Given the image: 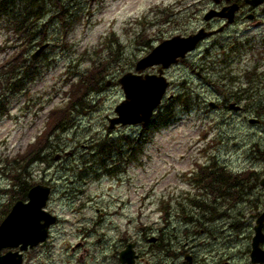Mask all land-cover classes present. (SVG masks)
I'll return each instance as SVG.
<instances>
[{
	"label": "rangeland",
	"instance_id": "obj_1",
	"mask_svg": "<svg viewBox=\"0 0 264 264\" xmlns=\"http://www.w3.org/2000/svg\"><path fill=\"white\" fill-rule=\"evenodd\" d=\"M214 4L60 0L57 6L47 0L41 15L26 22L38 36L21 47L20 38L0 20L1 218L18 191L9 175L22 179L12 157L44 131L49 110L65 104L71 82L92 65L102 66L99 90L88 91L70 124L53 133L44 161L27 167L29 184L51 187L45 209L57 220L46 242L24 253L22 264H122L118 253L128 243L139 255L137 264H181L183 256L177 261L175 256L191 246L196 264H249L246 256L236 255L235 234L225 228L232 220L222 215L237 221L239 205L231 208L219 194L207 195L193 177L197 165L222 166L234 175L250 166L257 179L264 174V44L253 26L243 31L249 24L245 18L240 16L224 33L205 39L164 71L169 86L160 111L169 105L174 118L148 133L134 150L135 161L111 154L105 162L112 171L105 173L101 159L91 155L96 144L125 142L126 136L135 141L142 132L143 125L108 128L106 116H114L124 98L118 79L134 72L137 60L162 40L201 27ZM45 42L48 47L31 60ZM16 50L25 59L22 75L26 70L33 75L22 89V76L15 74L20 68L16 65L14 72L5 61ZM10 74L12 84L5 85ZM224 89L240 91L244 110L208 106L209 101L219 104ZM249 117L260 122L251 124ZM214 215L216 221L209 222Z\"/></svg>",
	"mask_w": 264,
	"mask_h": 264
},
{
	"label": "water",
	"instance_id": "obj_2",
	"mask_svg": "<svg viewBox=\"0 0 264 264\" xmlns=\"http://www.w3.org/2000/svg\"><path fill=\"white\" fill-rule=\"evenodd\" d=\"M236 9L237 5L232 4L220 11H209L204 15V19L208 20L213 16H218L226 18L231 23ZM216 31H206L201 28L187 36L175 35L163 40L149 53L138 59L134 66V72L128 71L118 79L124 99L115 106L116 115L106 117L109 129L115 128L116 125L126 126L147 122L154 109L160 104L168 87V81L163 74L164 69L176 63L179 58L185 57L188 52L195 49L200 40L213 35ZM47 46L48 43L40 45L32 53L31 59H37ZM156 65H159L157 73H142L145 69ZM209 105L212 108L216 107L213 102H209ZM228 107L239 109L235 103H230ZM256 121V119L249 120L250 123ZM57 158L58 155L55 159ZM261 184L264 186V178L261 179ZM50 192L49 186L36 184L29 188L26 201L16 200L13 203L7 215L0 222V252L3 248L15 250H8L4 254L0 253V264H22L24 251L39 243H45L50 225L56 222V216L44 209ZM39 200L43 202L40 203L37 210L36 203ZM152 241L154 240L152 239ZM135 257L132 243H128L119 252V260L124 264H134ZM258 260L259 258H255L254 245L252 261Z\"/></svg>",
	"mask_w": 264,
	"mask_h": 264
},
{
	"label": "trees",
	"instance_id": "obj_3",
	"mask_svg": "<svg viewBox=\"0 0 264 264\" xmlns=\"http://www.w3.org/2000/svg\"><path fill=\"white\" fill-rule=\"evenodd\" d=\"M16 1L17 0H0V20L3 22V24L6 23V25L9 27L8 30H11L13 35L17 36V38H20L19 41L21 47L25 43H27L28 39L30 40V38L33 39V37L38 36L36 27H34V29L30 31L26 22L28 21L29 17L32 18L34 16L41 15L40 10L42 9L44 3H46L47 0H20L18 2ZM51 2L57 6L60 5V0H51ZM24 60L25 59L23 57V53L20 50L14 51L13 54L7 60H5L6 63H11V68H14L16 65H18L17 67L20 68L17 71V67L14 68V72L16 71L15 74H18L20 72L18 75L21 74L20 77L22 76V80L19 79L20 89L23 88L21 86H24L26 83L33 80V75L32 73H29L28 70L25 71V76L22 75V65H24L25 63ZM101 68L102 66L94 64L79 77L78 81L71 82L69 90L66 91L68 99L65 104L56 106L49 110L46 118L47 123L45 125L44 131L39 134L32 143L27 145V147L23 151L19 152L17 155L12 157V160L18 165L17 171L22 176V179H19L17 178V174L15 176L13 174L9 175L12 179H14L13 186H17L18 188V191H13L14 193H16V196L13 199H26L27 191L30 186L33 185L29 184L27 179L28 165L32 162L44 161V151L51 146L50 137L53 135V133L62 131L66 127L67 123H69L72 119L71 114L73 110H75L78 105H82V103L85 101V97L88 91L90 92L99 90L98 84L102 72ZM14 72L12 74H14ZM11 77L12 75L10 74L6 78L5 85L12 84V82L10 83ZM12 87L13 89L15 88L13 85ZM223 92L232 91L224 89ZM178 98L179 95L177 96V99ZM263 109L264 105L261 106V110ZM172 118H174L172 108L169 107V105H165L163 111L158 110L155 114H153L152 118L147 123L143 124V129L138 139L132 141L129 137L126 136L124 137L125 142L121 140H112V144L110 143V145L106 144L108 142L103 141L95 145V150L91 154L92 158L96 155L98 159H101L100 167H105L103 169L104 172L109 173L110 171H112V167L108 168L107 163L105 161L111 156V154L115 155L117 159H119V157L122 158V160L127 163L135 161L137 158L134 155V150L139 149L141 142H145L146 139H148V133H150L157 127L168 125ZM211 166L214 165L211 164ZM114 168L118 167L114 166ZM197 169L198 170L196 175L193 176L194 180L197 181L202 187L206 186L211 191L214 190L215 193L220 188L218 183H222L224 180H235L237 176L232 173L226 172L222 166H220L218 170H213L214 168H210L209 166H198ZM193 203L198 205V201ZM7 208L8 209L3 212V216L9 210V207ZM2 218L0 217V220Z\"/></svg>",
	"mask_w": 264,
	"mask_h": 264
},
{
	"label": "flooded vegetation",
	"instance_id": "obj_4",
	"mask_svg": "<svg viewBox=\"0 0 264 264\" xmlns=\"http://www.w3.org/2000/svg\"><path fill=\"white\" fill-rule=\"evenodd\" d=\"M214 6L209 8L211 11H219L224 7L231 4H237V9L234 14V21L227 23L225 19L219 17H212L208 21H204L201 27L207 30L216 28H223L222 31L211 36L224 33L229 27L235 24L238 18L241 16L248 21V25L243 28V31L247 30L250 26L256 29V38L261 39L264 44V0H213ZM251 15L252 18L248 16ZM260 37V38H259ZM253 97V96H251ZM217 105L218 109H224L229 102H235L241 106L240 111L244 110V101L246 100L239 93L234 94L232 92H225ZM239 112V111H238ZM258 119V118H257ZM259 120V119H258ZM260 120L258 121V123ZM257 123V124H258ZM263 154L258 152V157L262 158ZM236 176L237 179L228 181L224 180L222 183H218L220 196L224 197L227 205L231 203L232 207L238 206V220L234 221L230 214L223 212V219L230 218L231 222H226V230L231 229L235 234L236 245L235 248L238 251L236 255H243L247 257L249 264H264V186L261 184V178L264 174L257 179L256 170L254 167H248L239 172ZM225 214V215H224ZM216 219L210 220L214 222ZM255 245V258L259 260L252 262V251ZM194 246L184 250L175 256V260L182 255L183 261L181 264H196L198 262L197 256L193 251ZM137 254V252H136ZM139 255L137 254V257ZM228 259V255L226 254ZM135 261V264H137ZM225 264L228 263L226 260ZM180 264V263H179ZM217 264H221L220 261Z\"/></svg>",
	"mask_w": 264,
	"mask_h": 264
},
{
	"label": "snow or ice",
	"instance_id": "obj_5",
	"mask_svg": "<svg viewBox=\"0 0 264 264\" xmlns=\"http://www.w3.org/2000/svg\"><path fill=\"white\" fill-rule=\"evenodd\" d=\"M42 202H43L42 200H39V202L36 203V209L37 210L39 209L40 203H42Z\"/></svg>",
	"mask_w": 264,
	"mask_h": 264
}]
</instances>
